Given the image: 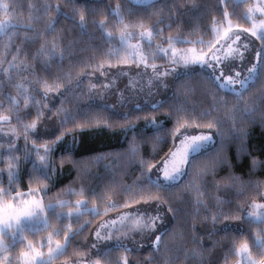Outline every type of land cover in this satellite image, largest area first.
<instances>
[{
  "label": "trees",
  "instance_id": "trees-1",
  "mask_svg": "<svg viewBox=\"0 0 264 264\" xmlns=\"http://www.w3.org/2000/svg\"><path fill=\"white\" fill-rule=\"evenodd\" d=\"M248 1L224 0L222 8L221 0H154L148 3L132 0H10L18 12L23 9L21 14H33L32 18L25 17L31 24L30 35L18 37L27 64L42 78L61 80L62 87L50 92L53 96L48 97L53 108L52 116L48 115L53 119L61 118L62 113L69 117L62 131L66 134L60 149L69 141V133L76 137L70 150L56 154L58 159L61 154L67 156L65 161L56 163L48 178L53 190L66 191L71 183L78 188V169L74 162L101 155L98 160H93V168L86 167L82 180L84 190L78 194L87 198V203L96 206L99 212L85 211L79 217L74 215L72 225H84L69 236L60 257L71 258L77 250L89 249L93 231L103 217L124 208L153 203L162 205L168 217L161 232L166 233L161 236V245L156 250L153 244L148 246L154 236L150 234L143 235L147 243L143 249L112 245L108 253L115 264H120L123 257L128 264H140L143 257L148 259V264H231L238 259L235 249L243 242L249 243L252 254L264 259V251L258 250L254 239L264 231V223L245 215L246 205L261 197L260 187L264 182V81L261 69L240 91H232L221 87L210 73L197 67L176 75L170 92L156 108L141 102L137 108L135 102L127 101L130 104L119 110L111 104L96 101L98 98L90 91H84L85 97L69 94L73 86L86 85L97 73L99 64L107 63L105 43L117 40V31L109 25V19L116 16L110 10L116 5L125 21L152 27L154 41L168 44L176 39V44H188L195 38L206 40L210 37L215 25L223 21L225 12L239 25L248 26L250 22L244 15ZM45 5H49L47 11ZM57 6L61 9L59 13ZM80 15L85 17V28L78 23ZM54 21L55 31H49L48 26ZM99 21L104 22L103 30ZM157 27L162 30L159 34ZM106 33H111V38ZM29 37L34 39H27ZM42 37L58 42L64 57L58 59L48 53L50 57L47 58L40 53ZM260 40L264 45V38ZM258 66L262 68L264 64ZM16 71L26 74L34 88L28 70ZM12 75L16 77L14 72ZM35 91L38 93V89ZM20 112L25 120L27 115L28 119L34 115L32 110L27 113L26 109H21ZM151 115L163 125L155 128L148 124ZM181 123H194L199 127L212 124L216 139L210 147L192 155L181 180L173 184L159 182L157 186V181L150 176L151 167L170 151L176 136L174 125ZM28 187L22 179L20 188ZM129 188L131 191L127 190ZM230 221L235 223L234 227L228 225ZM45 229L29 231V235L38 237ZM24 244L25 239H16L10 248L7 247L11 254L8 264H18L14 257Z\"/></svg>",
  "mask_w": 264,
  "mask_h": 264
},
{
  "label": "rangeland",
  "instance_id": "rangeland-1",
  "mask_svg": "<svg viewBox=\"0 0 264 264\" xmlns=\"http://www.w3.org/2000/svg\"><path fill=\"white\" fill-rule=\"evenodd\" d=\"M132 1L148 3L154 0ZM4 5L7 7H3ZM259 7H264V0H250L247 2L244 15L250 22L248 26L239 25V23L233 21L227 15V17L223 18L221 23L215 25L212 34L210 37H206V40L195 38L188 44H176L174 41L176 39H174L170 40L171 42L168 44H160L153 39L154 31L152 27L143 23H138L137 21H125L120 7L116 5L114 10L119 12L120 18L118 19L117 16H115L109 19V25L110 28L117 31L115 34L117 40L111 44L105 43L104 52L107 63L99 64L98 69H96L97 73L92 76L93 79L90 77L91 79L89 78L86 85L80 88H78V86H73L69 94L78 93L76 97H85L84 91H90L94 95V98H98L96 101L111 104V106L119 110L125 109L130 104L127 103V101L135 102L136 105H139V102L142 104L147 103L148 105L158 104L170 92L171 83L176 75L190 72L197 67H202L196 64H190L188 67H185L184 63H177L174 61L203 58L210 62V58L213 55L224 60L225 55L232 49H239V52L243 54V59H233L235 55V53H233V56H229L226 62L230 63L234 71L238 72L240 76L239 78L233 77L235 81L233 86L224 87L221 85V82H216L223 88L232 91H240L242 88L240 80H246L248 82L254 75L256 76L260 69L264 81L263 66L262 68L258 66L259 70L256 74H253L251 78H249V73L247 71V69L252 67L253 63H256V52L260 51L262 46L261 40L257 39V36L260 35L259 27L261 23L264 22V15L256 11ZM250 9L253 11L249 19L246 14L249 13ZM22 10L23 9L18 12L16 6L12 2L10 3V0H0V25L4 26V33L0 35V190H3V193L0 194V201H7L8 203H14L19 206L20 201L14 199L17 192L22 194L20 197L21 200L42 199L49 226L44 227L43 225H36L38 230L46 228L38 237H31L29 235V231L33 230L28 226L25 227L22 234L19 233L16 228L11 230L16 233L15 240L21 239V235L23 239H25L23 248L19 250L18 255L14 257L15 261H18V264H25L23 254L26 252L31 253L33 250L43 253L44 259L47 260L50 248L55 249L57 243L60 245L67 244L68 240L66 241V237H69L76 229H80L84 225L81 223L73 226L72 221L75 219L73 218L74 215L71 217H64L58 216L55 213H76L78 208L82 213L85 211L91 212L88 209H97L96 206L87 203V201H89L87 198L78 194H80L81 190H84V183L82 180L86 167L92 166L93 168V160H98L101 156L96 155L86 160L78 159L75 162L73 161L78 169L76 176L78 188L71 183L68 185L66 191L60 192L59 190H53V184L48 178L51 172L54 171L56 163H58V161H65L67 156V154H61L58 159L56 154L60 152L65 153V151L70 150L76 137L75 134L69 133L71 135H68V137L70 136L69 141L65 142V145H62L60 149L59 145L63 141L64 134H66L64 132L62 133L65 129L64 124L67 123V120L64 118L68 116L62 113L61 118L53 119L51 117V109L53 110V108H51L52 104L49 103L51 98L48 97L53 96L50 92L57 91L58 88L62 87L61 80L57 82V79L51 80L49 77L47 79L42 78L36 75L31 67L27 70L34 81L33 85L35 86L32 88L26 79V74H17L16 70H25L24 66L28 65L27 59L21 54L18 37L20 34L26 36L31 33V30H29L30 27H21L20 25H31L29 23L30 21H28L27 18L25 19V17H33L31 13L21 14L20 12ZM228 21H231V31H229ZM125 26H127V28ZM243 29H255L257 30V36L251 35V31L243 32ZM148 31L152 32L151 41H153L151 43L148 42L147 38L140 35V33H146ZM237 32L240 34V39L233 42L235 40L233 33ZM122 33L130 34L126 44H122L119 40ZM42 38L43 42L39 49H41L42 46L44 47L47 58L50 57L48 53L53 55V53L49 51L53 44L56 45V56H54L58 59H61V56L64 57L58 42L50 38ZM201 40L203 43L198 42ZM245 44L247 45V49L242 46ZM110 52H118L119 54H110ZM40 58L44 59L45 56H40ZM145 62L149 65L148 67H145ZM13 65H15V67H13ZM151 65H155V68L151 67ZM212 66L216 67L215 64ZM220 66L223 67V64ZM202 68L213 76L212 72L207 67ZM13 72L16 74V77L12 75ZM163 72H167L168 74L158 77V74ZM91 74L92 73H90V76ZM218 74L219 73H217V75ZM224 75H233V72L225 70ZM18 77H20V79H18ZM37 78L41 79V81L36 82L35 79ZM106 85L107 87H105ZM25 89L26 91H24ZM35 89H38V93H35ZM45 92H47V96L44 95ZM122 101L126 103H122ZM21 109H26L27 113L32 110L34 115L31 119H28L27 115V120H25V116L22 117L21 115ZM151 116L148 124L155 128L163 125L161 121L156 120L153 115ZM5 117H7V119H4ZM32 124L36 125L35 129L29 127ZM196 126L197 125L194 123L174 125L173 133H175L176 136H174L175 138L172 141L170 151L162 160L151 167L150 176L153 179L157 181V177L159 176L161 178V183L173 184L183 178L190 158L197 153L188 152V162L183 165L180 164L181 157L185 155V149H187L191 143L188 141L185 143L184 147L181 148L180 142L184 136L211 135L212 140L204 142L200 151L210 147L214 143L217 135L213 128H197ZM58 137L60 138L59 140L57 139ZM45 145L49 148L47 153L44 150ZM177 149H181V152L173 158L172 154L176 153ZM40 156L46 157V167L40 166ZM91 160L93 161L92 165L90 164ZM165 164H167L166 170L170 175L175 174L176 168H181L183 174L178 176L174 181H163V173L159 170L164 168ZM22 179L29 185L28 188H20ZM261 183H263L260 187L261 197L246 205L245 215L248 217V213H253L254 215L249 217L251 220L264 223V220H259L255 216L256 213L264 212V209L253 207L254 205H264V182ZM30 189L33 191L31 195H28ZM9 190H11V195L7 194ZM66 192H69V194L65 196L64 194ZM59 201L68 203L57 207L55 213L48 209V205L57 204ZM76 201H85L86 205H77ZM166 214L162 205L155 206L153 203L115 211L99 220L89 241V249L83 252L77 250L75 253L73 252L74 255L71 258H64L60 257V255H56L51 260L50 264H115L114 259L110 256L111 253H108L112 245H122L132 249H143L146 248L144 245H147V243H145L146 239H143V235L145 234L146 236L150 234L152 236L154 235L153 240L148 242L150 243L148 246H151L155 241V237L159 235L167 225L168 217ZM157 216L159 219L155 222V231L142 227L143 224L147 223L148 217ZM121 217L126 218L121 220ZM56 219L62 220L58 222ZM112 221H116V223L113 224ZM137 221L140 223L138 224ZM102 225H104V227H101ZM228 225L234 227L235 223L230 221ZM145 230L147 232H145ZM97 232H99V238L96 236ZM256 237L264 240V231L259 235H255V238ZM0 241H3L4 246H6V250L0 248V264H8L11 254L7 247L10 248L14 240L12 236L5 231L0 233ZM245 243L250 250L248 242L241 243L238 248ZM29 245L32 247L30 248ZM257 248L258 250L262 249L264 251V247L258 246ZM250 255L252 260L257 262L261 261L259 257H256L251 252ZM124 260H126L128 264L127 259L124 257L120 259V264H122ZM140 264H148V259L146 260V258L143 257L140 260ZM231 264H248V262L246 258L238 255V259Z\"/></svg>",
  "mask_w": 264,
  "mask_h": 264
},
{
  "label": "snow or ice",
  "instance_id": "snow-or-ice-1",
  "mask_svg": "<svg viewBox=\"0 0 264 264\" xmlns=\"http://www.w3.org/2000/svg\"><path fill=\"white\" fill-rule=\"evenodd\" d=\"M224 6V0H221V7L223 8ZM3 7H7L6 5H4ZM49 5H45L44 10L47 11L48 10ZM57 11L58 13L61 11V9L59 8V6H57ZM113 12V14H115L117 16V18H120V14L118 11L116 10H110ZM253 10H249V13L246 14V16L250 19L251 18V12ZM256 11H259L262 15H264V7H259L256 9ZM225 17H227L228 13L225 12L224 13ZM78 23L81 25L82 28H85V17L83 15H80L79 17V21ZM100 25L101 30L104 29V22L103 21H99L97 22ZM229 23V31H231V21H228ZM54 24L55 21L53 22V24H50L48 26V30L49 31H55L54 28ZM21 27H31V25H20ZM127 28V26H125ZM157 34H159L160 31H162L161 29H159L157 27L156 29ZM243 32H249L251 31V35L253 36H257V30H249V29H243ZM259 32L260 35L257 36V39H261L264 38V22L261 23L260 27H259ZM4 33V26L0 25V35H3ZM106 35L111 38V33H106ZM130 34L128 33H122L119 37V40L121 41L122 44H126L127 43V38ZM140 35L142 37H145L148 39V42L151 43V36H152V32L148 31L146 33H140ZM234 37H235V41H238L240 39V34L237 33H233ZM27 39H34V38H27ZM167 39H171V38H167ZM190 42V41H189ZM199 43H203V41H198ZM245 49H247V45H242ZM136 47V46H134ZM49 51H51L53 53V56L55 55L56 52V45H52V47L49 49ZM167 51V50H164ZM174 51V50H173ZM40 53H43L45 55H47L45 53V49L42 46L41 49L39 50ZM233 53H235V55L233 56ZM110 54H116L118 55L119 53H113L110 52ZM229 56H233V59H243V54L239 52V49H232L231 51H229L225 57L224 60H221L219 57H216L215 55H213L210 58V62L204 60L203 58H198V59H189V60H177L174 62L177 63H184L185 67H188L190 64H196V65H200L202 67H207L213 74V78L217 81V82H221V85L224 87H228V86H233L235 81L233 79V77H237L239 78L240 74L238 72H235L232 65L228 62H226L228 60ZM62 59V56H61ZM256 63H253L252 67L247 69L248 73H249V78L252 77L253 74H255L259 68L258 65L260 64H264V45L261 46L260 51L256 52ZM215 64L216 67H213L212 65ZM223 64V67H221L220 65ZM149 65L146 64L145 62V67H148ZM13 67H15V65H13ZM31 66L29 65H25L24 68L25 70L29 69ZM151 67L155 68V65H151ZM228 70L230 72H233V75H229V76H225L224 75V71ZM217 73H219L217 75ZM168 73L167 72H163V73H159V76H166ZM247 84L246 80H240V85L241 87H245ZM22 87V86H21ZM107 87V85L105 86ZM26 91V89L24 90ZM45 96H47V92L44 93ZM158 105L157 104H153L152 107L156 108ZM137 108H140V105H136ZM69 117H65L64 119L67 120ZM4 119H7V117H5ZM32 129H35L36 125L32 124L31 126H29ZM129 127H133V126H129ZM197 128H199V125L196 126ZM207 127L209 129L213 128L214 126L212 124H208ZM58 140L60 139L59 137L57 138ZM212 140V136L211 135H198V136H184V138L181 140V148L184 147L185 143L190 141V145L187 149H185V155L181 157L180 159V164H186L187 161V153L188 152H198L200 151L201 147L203 146L204 142L207 141H211ZM44 150L47 153L49 151V148L47 145L44 146ZM181 152V149H177L176 153L172 154V157L175 158L179 153ZM40 160V166L41 167H46V157L45 156H40L39 157ZM167 169V164H165V167L160 169L159 171L163 173L162 176V180L163 181H174L176 180V178L180 175H182V170L181 168H176L175 169V174L174 175H170L168 173ZM11 175V173H10ZM149 179H151V177H149ZM160 177H157V186L159 185L160 182ZM128 191H131V189H127ZM33 190H29L28 195H31V192ZM71 191V190H70ZM3 193V190H0V194ZM8 195H11V190L8 191L7 193ZM21 193L17 192L16 196L14 197L15 200H19L20 204L19 206L17 204L14 203H8L7 201H0V233H3L5 231H7L9 233V235L12 236L13 240L15 241L16 238V233L12 232L11 230L13 228H16L17 231L19 233H23V231L25 230V227H31L33 231L38 230V228L36 227V225H43L44 227L49 226V222L47 219V216L45 214L44 208L45 206L43 205L42 199L38 200V199H32V200H21ZM145 203H147L148 201H144ZM68 202L65 201H59L57 202V204H50L48 205V209H50L53 213H55V209L59 206H63ZM157 203H159V200L157 199ZM199 203V201H198ZM77 205H86L85 201H76ZM253 207L256 208H260V209H264V205H254ZM89 211L98 214V210L97 209H88ZM169 211L171 212V209H169ZM58 216H64V217H71L73 215L79 217L81 215H83V213L79 210V208L77 209L76 213H55ZM248 217H252L254 214L253 213H248L247 214ZM256 218L259 220H264V212H260V213H256L255 214ZM126 217H121V220L125 219ZM159 217H148L147 223L143 224L142 227L145 229H151L152 231H155V222L156 220H158ZM213 222H215V217L212 218ZM90 223V222H88ZM113 224L116 223V221H112ZM137 223L139 224L140 222L137 221ZM83 227V226H82ZM101 227H104V225H102ZM74 235V234H73ZM162 235H166V233H161V235H157L155 237V241L153 243V249L156 250L158 246L161 245V236ZM97 238H99V232L96 233ZM21 239H23V236H20ZM71 237H66V241L69 240ZM256 243L258 246L260 247H264V240L260 239L259 237H256ZM29 247L31 248L32 246L29 245ZM67 247V244L65 245H60L59 243H57V246L55 249H49L48 252V258L47 260L44 259V254L33 250V252L31 253H24L23 254V259L25 261V264H50L51 260L56 256L61 254ZM0 248H2L3 250H6V246H4L3 241H0ZM235 252L237 255H241L244 258H246L248 264H264V261H254L251 258L250 255V250L248 245L242 244L238 249H235ZM193 255H195V253H193ZM122 264H127L126 260H124L122 262Z\"/></svg>",
  "mask_w": 264,
  "mask_h": 264
},
{
  "label": "crops",
  "instance_id": "crops-1",
  "mask_svg": "<svg viewBox=\"0 0 264 264\" xmlns=\"http://www.w3.org/2000/svg\"><path fill=\"white\" fill-rule=\"evenodd\" d=\"M264 261V260H263Z\"/></svg>",
  "mask_w": 264,
  "mask_h": 264
}]
</instances>
